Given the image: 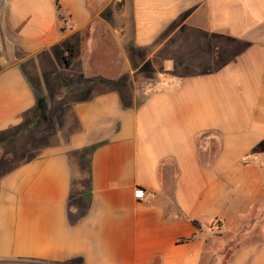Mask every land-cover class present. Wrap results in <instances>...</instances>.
<instances>
[{"label": "crops", "instance_id": "0c3cea01", "mask_svg": "<svg viewBox=\"0 0 264 264\" xmlns=\"http://www.w3.org/2000/svg\"><path fill=\"white\" fill-rule=\"evenodd\" d=\"M13 142L0 264H264V0H0Z\"/></svg>", "mask_w": 264, "mask_h": 264}, {"label": "rangeland", "instance_id": "374dc122", "mask_svg": "<svg viewBox=\"0 0 264 264\" xmlns=\"http://www.w3.org/2000/svg\"><path fill=\"white\" fill-rule=\"evenodd\" d=\"M15 137H16V133H15ZM14 143V142H13ZM18 146H23L22 145V143L20 142H15L14 144H12L11 145V147L9 148V149H7V150H1L0 151V171L4 168V162H5V160L6 159H8L9 161L10 160H13V154H10L9 156H8V153L10 152H15V153H17V149H18ZM15 156H16V154H15ZM15 156H14V158H15ZM226 258L227 257H221V261H222V263H224V261L226 260Z\"/></svg>", "mask_w": 264, "mask_h": 264}, {"label": "built area", "instance_id": "2783aa9c", "mask_svg": "<svg viewBox=\"0 0 264 264\" xmlns=\"http://www.w3.org/2000/svg\"><path fill=\"white\" fill-rule=\"evenodd\" d=\"M150 194H147L143 188L137 187L133 191V197L137 200H144L150 197Z\"/></svg>", "mask_w": 264, "mask_h": 264}, {"label": "trees", "instance_id": "16d2710c", "mask_svg": "<svg viewBox=\"0 0 264 264\" xmlns=\"http://www.w3.org/2000/svg\"><path fill=\"white\" fill-rule=\"evenodd\" d=\"M195 224V223H194ZM195 226H196V224H195Z\"/></svg>", "mask_w": 264, "mask_h": 264}]
</instances>
